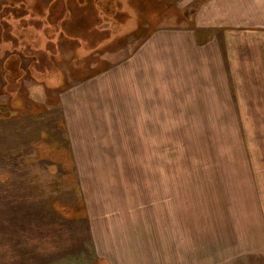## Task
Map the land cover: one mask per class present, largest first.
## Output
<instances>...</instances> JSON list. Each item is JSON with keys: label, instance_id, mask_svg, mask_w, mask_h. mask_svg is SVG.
I'll list each match as a JSON object with an SVG mask.
<instances>
[{"label": "rangeland", "instance_id": "obj_1", "mask_svg": "<svg viewBox=\"0 0 264 264\" xmlns=\"http://www.w3.org/2000/svg\"><path fill=\"white\" fill-rule=\"evenodd\" d=\"M97 1L0 0V264H264V46Z\"/></svg>", "mask_w": 264, "mask_h": 264}, {"label": "crops", "instance_id": "obj_2", "mask_svg": "<svg viewBox=\"0 0 264 264\" xmlns=\"http://www.w3.org/2000/svg\"><path fill=\"white\" fill-rule=\"evenodd\" d=\"M169 1H172L171 4L177 5L176 7L181 11H183V7L189 9V6L191 5L196 6V12L193 16H205L203 17L204 21L209 22V24H205V26H218L219 28L226 30L225 36L229 37V39H226L224 42V45H226L227 48V53H255L260 51L256 47L264 46V43H261V40H264V0ZM176 15L177 14H172L171 16ZM212 37L215 40L217 39L216 36ZM228 61L234 62L229 59ZM236 65H238L236 67L238 69L236 70V74H239L240 77L244 74H248V72L244 70L242 59L240 61L236 60ZM219 76L220 74L218 77ZM223 85L225 87L226 83L224 82ZM217 86L219 87V85ZM22 199L29 202L28 196L26 198H23L22 196V198H19V201Z\"/></svg>", "mask_w": 264, "mask_h": 264}, {"label": "trees", "instance_id": "obj_3", "mask_svg": "<svg viewBox=\"0 0 264 264\" xmlns=\"http://www.w3.org/2000/svg\"><path fill=\"white\" fill-rule=\"evenodd\" d=\"M94 3H97V0H92ZM99 3V2H98ZM88 5H91L89 2L87 3ZM7 108L5 106L0 105V116H7Z\"/></svg>", "mask_w": 264, "mask_h": 264}]
</instances>
